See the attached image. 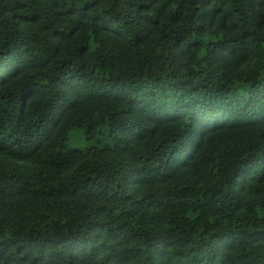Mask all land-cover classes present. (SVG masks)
<instances>
[{"label":"trees","instance_id":"16d2710c","mask_svg":"<svg viewBox=\"0 0 264 264\" xmlns=\"http://www.w3.org/2000/svg\"><path fill=\"white\" fill-rule=\"evenodd\" d=\"M0 264H264V0H0Z\"/></svg>","mask_w":264,"mask_h":264},{"label":"rangeland","instance_id":"374dc122","mask_svg":"<svg viewBox=\"0 0 264 264\" xmlns=\"http://www.w3.org/2000/svg\"><path fill=\"white\" fill-rule=\"evenodd\" d=\"M66 144L72 147L82 148L86 145V139L81 127H72L67 132Z\"/></svg>","mask_w":264,"mask_h":264}]
</instances>
